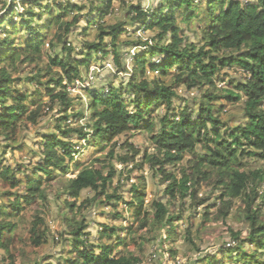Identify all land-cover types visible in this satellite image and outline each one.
Here are the masks:
<instances>
[{"label": "trees", "instance_id": "obj_1", "mask_svg": "<svg viewBox=\"0 0 264 264\" xmlns=\"http://www.w3.org/2000/svg\"><path fill=\"white\" fill-rule=\"evenodd\" d=\"M34 1L38 8L25 9L20 16L22 22L13 25L11 17L18 14L15 3L0 18V30L3 21H9V29L0 37V157L5 154V148L13 152L19 148L16 146L19 128L22 130L37 126L44 117L46 104L41 97L42 90L48 91L47 95L51 94L53 107L60 102L64 115L56 121L60 134L52 132L40 137V162L31 168L29 176H25L26 196L12 192L0 194V251L4 252L0 264H139L142 261L140 256L151 240L161 239L163 247L164 234L166 240L175 237L177 223L182 217L175 214V210L170 213V205L177 199L184 202L191 196L192 205L195 206L200 201V189L211 186L214 177L217 178V186L223 187L224 203L220 210L224 211L229 203L232 206L236 198H241L243 207L240 213L249 228L247 238L240 241L241 246L252 242L264 247V222L261 221L259 209L254 207L255 197L259 194L255 185L264 180V0H256L257 3L251 0L245 3L238 0H200V4L209 8L211 19L203 36L205 44L200 48L182 37L179 25L180 22L189 24L197 17L194 9L196 0H163L152 11L144 10L141 5L131 6L128 15L133 23H142L148 31H158L156 38L152 39L155 42L153 46L149 41L142 43L148 51L135 57L132 69L128 64H123L122 53L115 47L125 24L99 26L100 34L96 42H87L86 58L80 60L65 39L80 18L74 15L72 21H68V11L74 13L82 7H64L55 3L56 9H53L50 5H41L40 0ZM112 1L105 0L107 4L102 9L107 11ZM22 30L25 34L21 33ZM52 33L54 35L49 39ZM106 37H110L114 47V64L118 72L130 74V79L119 88L111 87L108 93L104 87L85 89L87 106L83 114L74 116L83 118L89 111L93 135H87L83 130L66 129L61 124H66L72 117L68 110L73 100L66 91L58 89L63 86L65 77L70 82L81 78L78 73L81 67L90 70L93 56L100 51L102 56L109 54ZM47 44L55 53L60 49L62 55L51 57L47 68L40 70L35 63L41 58ZM157 57L163 59L161 67L153 65L152 59ZM233 66L244 74V79L233 85L239 92L227 90L221 93L217 87V75ZM27 67H32L30 72L37 71L34 77L29 78L30 83L21 75ZM175 67L183 72L176 77L179 84L186 76L187 81L183 84L188 89L203 92L198 100L186 99L183 106H176L174 99L178 95L171 86L147 79L149 68L168 75ZM53 68L58 73L43 82L41 74L51 72ZM110 80L109 75L105 81L111 85ZM17 83L23 85L19 87ZM29 84H34L37 89L29 91ZM237 100L243 101L247 122L238 126L231 125L221 133L228 124L220 121L219 114L223 105L218 107L217 102L233 103ZM190 102L198 103V107ZM161 108L165 109L164 114L159 113ZM177 108L180 111L175 113ZM177 116L181 117L180 121L176 120ZM131 129L150 133L156 152L148 154L146 151L144 157L137 159L141 152L133 149L132 154L120 155L119 161L125 168H129L132 163V171H140L149 164L158 175H163L162 182H169L165 191L169 198L167 204L155 201L150 208H145L143 194L134 189V197L129 203L135 207L132 212L133 223L127 227L103 225L99 231L101 240L113 239L116 245L111 247L107 243L91 242L87 212L101 204L116 208L124 201V195L119 194L118 190L110 193L114 177L123 174L111 160L115 157V151H111L110 158L103 162L97 161L82 168L76 164L77 170L80 169L76 177H65L58 182L57 201L63 194L72 200L65 199L59 212L65 229L63 234L58 235L57 239L52 235L41 207H37L35 221L27 227V220L22 215L26 211L25 205H33L37 200L48 202L49 190L53 185H49L50 188L46 190L43 188L44 183L71 170L74 153L78 152L71 142L73 132L87 140V146L105 148L112 140ZM186 155H190V158L186 166L182 167L181 179L178 180L165 167L171 162L181 161ZM245 157H258L263 165L261 170L241 171ZM14 168L0 162V182L12 189H19L22 181L17 178ZM85 191H91L94 196L84 200L75 213L77 203ZM119 218L122 215L116 213L115 219ZM189 223L190 220L185 219L184 224ZM192 228V225H188L185 240L197 252H201ZM240 235L235 234L234 237L240 240ZM51 241L61 246V255L56 256V262L50 255H43L48 261H44L40 255V250ZM121 247L125 248L124 252L119 249ZM133 247H136L135 250ZM222 249L223 254L228 253L230 259L234 257L233 248ZM204 263L215 264L217 259L203 254L193 261V264ZM218 264H222V261Z\"/></svg>", "mask_w": 264, "mask_h": 264}, {"label": "rangeland", "instance_id": "obj_2", "mask_svg": "<svg viewBox=\"0 0 264 264\" xmlns=\"http://www.w3.org/2000/svg\"><path fill=\"white\" fill-rule=\"evenodd\" d=\"M104 1L105 0H57L55 2V0H40L39 3L41 5L53 6V9H56L55 3H60L64 7H82L80 11L77 10L74 13L68 11V21H72L74 15H78L80 18L65 39V42L73 48V54L75 56L77 55V58L80 60L84 59L87 53L86 44L96 42L100 34L98 29L99 26L110 27L117 24H125L117 42H115V47L122 53L123 64H128L132 69L133 63H135V57L142 52L148 51L146 46L142 43L149 41L151 46H153L155 42L152 41V39L156 38L158 31H148L142 23H133L131 17L128 15V11L131 6L138 5H141L144 10L152 11L159 7L163 0H113L107 11L106 9H102V7L107 4ZM199 1L200 0L195 1L194 7L197 17L189 24L180 22L179 25L182 30L180 32L182 37H185L188 43L197 44L200 48L205 44L203 36L206 33L205 30L210 26L211 19L209 16V8L200 4ZM238 1L245 3L250 0ZM250 2L257 3L256 0H251ZM12 4H14V7L16 6L15 10L17 9L18 13L11 17L13 25L23 21L20 16L24 14L25 9L38 8L37 3L34 0H28L27 2H25V0H0V18L6 14L8 8ZM2 24L3 27L2 30H0V37H3L2 34L6 29H9V21H3ZM35 25H37V23ZM21 33L25 34L24 30H22ZM53 35L54 33L49 36V39H52ZM105 40L109 54L102 56L100 51L96 56H93L90 70L86 67H81V72H78L81 78H76L74 81L70 82L65 77L62 82L63 86L58 89V91H66L68 97L73 100L72 107L68 110V114L72 117L66 121V124H63V122L61 124L62 126H65L66 129L83 130V133L90 136L93 135L90 126L92 123L89 111L83 118L74 116L79 113L83 114L85 107L87 106V94L85 89H101L104 87L105 92L108 93L111 87L119 88L122 85H126L130 79V74L118 72L117 66L114 64V47L112 43H110V37H106ZM48 41L49 40L46 42ZM57 55H62L61 50L59 49L55 53V50L53 51L47 44L42 50L41 58L35 63V65L38 66L40 70L46 69L50 58ZM152 60L154 66H162V57L153 58ZM31 68L32 67H27V70L23 71L21 74L27 79V83H30L31 81L29 78L34 77L37 73L36 70L30 72ZM58 69L60 70V68ZM57 73L58 70L56 68H53L51 72L42 73V81H49L52 79V76ZM129 73L132 74V71L130 70ZM181 73L183 72H181L178 67H175L168 75L164 74L162 71H153L149 68L147 71V79L159 81L166 86H171L172 90L178 95V97L174 99L175 105L183 106L186 99L198 100L203 92L199 93L194 88L188 89V87L183 84L187 81L186 76L181 84H179L180 82L176 80V77ZM109 75L111 78L110 81L112 82L111 85L105 81ZM243 79L244 74L240 69L236 68V66L222 70L216 78L218 90L221 93H225L227 90L239 92L233 88V85ZM17 84L19 87L23 85L22 83ZM36 89L37 87L34 84H29V91L34 92ZM46 92L48 91L42 90L43 94L41 95L44 100L43 103L46 104L44 117L37 126H30L29 129L23 128L22 130L19 128V134L16 136V139H18L16 146H19V148L14 152L10 148H5V154L0 157L1 164L11 167L15 166L14 171L17 172V178L22 181L21 187L19 189H12L9 185L0 182V194L4 192H6V194L12 192L26 196V183H24L26 181L25 176H29L32 169L36 167L38 162H40L38 149L40 148L39 141H41V135H49L52 132L60 134L57 129L56 121L64 114L61 111L59 105L60 102H57L56 107H53L52 96L51 94L47 95ZM190 103H192L194 107H198V105H196L198 103ZM217 105L218 107L223 105L219 114L220 121L229 126L224 128V130H221V133L228 130L231 125L238 126L247 122L242 107L243 101L237 100L233 103L221 101L217 102ZM179 111L180 109L177 108L175 113H178ZM164 112V108H161L159 111L160 114H164ZM176 120L180 121L181 117L177 116ZM71 142L76 146L75 150L78 151L74 153L75 160L71 162V170L68 173L59 174L56 179L44 183L43 188L46 190L50 188L48 187L49 185H53V188L50 189L51 191L49 190V201L42 203L37 200L33 205H25L22 202L25 205L26 210L22 212V215L27 220V227L30 226L31 222L35 221L38 211L36 210L37 207H41L44 209L43 217L46 220L52 235L57 239L58 235L63 234L65 229L62 227L59 212L61 207L64 206L63 202L65 199L68 201L72 200L68 195L63 194L59 198V201H57L56 193L58 190V182L65 177L69 179L75 178L80 170H77L76 164L82 168L95 164L97 161L103 162L110 158L111 151H115V157L111 160L114 161L116 168L121 170L123 174L114 177L110 193L118 190L119 194L124 195V201H121L118 206H116L117 210L109 204H101L93 206L92 209L87 212L88 221L90 223L88 231L91 233V242L94 241V244L107 243L111 245V247L116 245L113 239L108 240L105 238L101 240L99 231L103 225L109 227H127L133 223L132 212L135 207H131L129 203L134 197V189H138L140 193L143 194L146 203L145 208H150L155 201H161L164 204H167L169 198L165 195V191L169 182H162L161 178L163 175H158L157 171L153 170L149 164L143 166V169L140 171H132V169H134L132 163L129 165V168H125V166L119 161L120 155L132 154L133 149L141 152L137 159L144 157L143 153H146V151H148V154H154L156 152L157 148L155 143L151 141V135L146 132V130L131 129L121 134L115 140H112L105 148H93L87 146V140L79 138L76 132L72 133ZM189 158L190 155H186V157L179 162L169 163L165 169L180 180L182 175L181 169L183 166H186ZM241 165V171L243 172L261 170V167L263 166L258 157H245ZM25 169H27L26 172ZM216 179L217 178L214 177L211 186H203V188L200 189V201H198L195 206L192 205L191 196H189L184 202L177 199L175 203L173 202V204L170 205V213H172V210H175L174 213L179 214L181 215L180 217H182V220L177 223L175 237L171 240H166L167 236L164 234L163 241H165V243L163 247L161 239L151 240L144 248V252L140 256L142 261L139 264H193V261L196 260L199 255L203 254L210 255V258L215 257L217 259V263L215 264H218L221 261L222 264H257L258 261L264 263V247H259L256 243L252 242H246L243 246L240 244V241L246 239L249 233L248 225L240 213V208L243 207L241 198H236L232 206H230L229 203L224 208L225 212L228 210V215H226L224 211L220 210L224 203L222 198L223 187L217 186ZM255 189L259 190V194L255 197L256 203L254 207L255 209H259L261 213V221L264 222V180L257 182ZM93 196L94 193H91V191H85L77 203L75 213L84 200L92 198ZM3 198L5 199L6 197L3 196ZM116 213L122 215V218L116 220ZM185 219L190 220L188 225H192L193 227V236L196 239L197 245L201 246V252H197L193 246L185 240V231L188 228V225L184 224ZM157 234H159V232ZM235 234H241L240 240H237L234 237ZM55 244L58 246H55ZM55 244L51 241L43 247V250H40V255H42L44 261L47 260L45 257L48 256L46 255L54 257L55 260L53 261L55 262L58 259L56 256L61 255L60 243L55 242ZM230 247L234 250V257H231V259L228 257V253L225 252L223 254L222 249H228ZM240 247H242V249H239ZM133 248L135 250L136 247ZM119 249H121V252L125 251V248L121 247ZM43 255H45V257H43ZM3 256L4 252L0 251V258Z\"/></svg>", "mask_w": 264, "mask_h": 264}]
</instances>
